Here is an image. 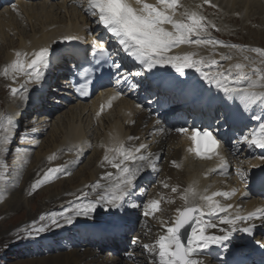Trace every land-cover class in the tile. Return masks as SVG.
Returning <instances> with one entry per match:
<instances>
[{"label": "snow or ice", "instance_id": "1", "mask_svg": "<svg viewBox=\"0 0 264 264\" xmlns=\"http://www.w3.org/2000/svg\"><path fill=\"white\" fill-rule=\"evenodd\" d=\"M210 2L211 0H204L205 4ZM212 6L215 7V5ZM12 7L15 8L16 5L13 4ZM181 8L183 11L178 12ZM86 11L95 18L97 24L103 26L110 34L118 51L133 59L141 68V71L134 74L130 70L124 74L121 71L123 65L113 60L111 68L115 69L117 73H121V77L116 79L117 85L123 82L130 87H136L132 83L133 75L141 76L145 70L152 72L157 67L171 66L181 75H184L187 69H194L205 81L215 84L226 95L238 98L245 110L251 105L264 106V67H253L257 63L264 65V49L225 44L223 41L206 35L208 28H216V25L207 21V18L198 12L184 7L180 0H156L155 3H150L149 0H89ZM194 37L195 39H193ZM62 39L65 42H70L80 38L65 35ZM181 45L211 46L213 49L217 46L227 47L238 49L242 55L246 51L254 52L260 59L257 61L243 55V60L247 61V64L237 62L225 68L220 61L199 56L197 52L183 55L171 54L174 48ZM97 52L107 58H111L113 55L109 48L99 41H94L92 54L95 55ZM54 55H56L55 50L47 46L33 52L30 59L27 53L16 52V59L4 69L3 75L11 76L15 81L16 77L22 74L26 79L19 89L11 88V92L15 95L22 89L23 93H27L29 84L40 83L44 79L45 71L49 68ZM220 56L223 61L233 59L231 54H220ZM205 69H214V71ZM246 69L251 70L246 71ZM93 71L91 68H82L80 75L85 77V83L80 84L77 88L81 95L90 94L86 88L91 84L89 77L93 75ZM120 94L117 92L112 99H116ZM137 107L141 106L137 105ZM256 118L262 119L261 117ZM14 129L15 122L11 116L6 118V125L4 120L0 119V132L3 133L0 135V151H7L5 145L11 143ZM159 131L162 132L164 129H159ZM171 131L178 134H189L192 146L188 151L195 153L196 156L211 159L213 156L219 155L217 148L221 142L207 128L193 127L190 130L188 127L180 126L173 127ZM138 139L139 137L133 136L127 138L128 141ZM241 139L249 146L264 149V123L260 124L258 133L253 131L248 136H242ZM146 149L147 145L145 144L136 146L125 144L123 141L114 147H109L103 161L116 169L117 172L105 174L104 178L110 183L99 197L86 204L79 203L69 208L67 212H70V215L67 212H52L47 217L41 215L40 221L47 219L50 223L40 224L38 227L34 224L28 235L43 233L49 230L52 225L62 227L61 221L63 224L71 225L75 217H90L98 207L108 210H123L126 206L133 209L140 207L132 202L137 187L136 181L145 170H157L154 162L157 158L153 153L146 152ZM63 171V167L49 168L41 179L35 181L32 185L33 189L58 178V174ZM240 175L241 180L246 184L248 174L241 172ZM94 187L101 188L102 186L97 183ZM172 191L176 192L177 189L173 188ZM84 195L86 197L88 194ZM234 195L235 191L199 195V199L205 202L201 205L195 202L198 196L195 188L189 187L182 196L185 206L177 209L173 223L170 226L162 225L163 234L159 235L153 244L143 246L153 256V264H204L201 256L213 245L227 251L235 233L243 232L253 235L254 225L240 227L239 224L252 221L255 218L264 219V210L258 209L247 215L239 213L233 215L229 212V209L233 207L231 204L223 206L214 199L217 196L230 199ZM243 195L248 196L249 193L245 191ZM160 204V200L149 201L142 213L143 216L148 217L160 211ZM206 217L209 218L206 219ZM209 229H217L219 234L209 233ZM132 243H137V240H133ZM261 247L264 248V244Z\"/></svg>", "mask_w": 264, "mask_h": 264}, {"label": "bare ground", "instance_id": "2", "mask_svg": "<svg viewBox=\"0 0 264 264\" xmlns=\"http://www.w3.org/2000/svg\"><path fill=\"white\" fill-rule=\"evenodd\" d=\"M76 1L79 3L82 2L83 3L82 8H83V10L86 11L89 2L87 0H76ZM213 1L216 4L223 5L225 8H228L231 5L230 6L231 9L234 8L236 5H238V2H242V4H240L239 6L243 7V9H245L246 12H247V10H250V11L255 10L258 13V12H260V10L263 9L261 7V0H248L249 3L251 4V6L255 7L256 9H248L249 3L247 1L243 2V0H238V2H237V0H213ZM58 2H61V3H58ZM149 2L155 3L156 0H149ZM48 3L49 4L54 3V4L47 5ZM19 9H21L22 17H24V20H23L24 23L27 24L28 26H30L29 29H32V34H29L30 30H25V28L22 27L23 21L22 20L19 21L15 17V15H13L9 12L6 15H3V14L0 15V17H2V19L0 20V30L3 33V35L8 34L10 32L9 30L11 29V26H12L11 30L13 31V33H14V31H16L17 33H15L14 35H17V37H18V40L17 41L15 40V42L10 40L8 37L1 39L2 40V46H0L1 47L0 48V61L4 60L3 56L5 57L7 55V57H8V59L3 61L4 64L10 65L16 59V56H15L16 52L27 53L28 58L30 59L31 54L33 52L39 50V48H41V47L47 46L50 49L55 50V52H56V55H54L52 57V61H51V62H53V64H55V70H56L57 64H61L63 62V60L66 59L65 55H70V57L68 58L69 62H73V63L76 62V57L73 56V50H71L70 52H67L68 54H66V51H67L66 49H68V47H67L66 42L61 39L62 36H65V35L78 36L79 38H83L85 40L86 44L90 45L92 47H94V41H98L97 39H95L96 33H97L96 29L98 28L97 23H94V25H93V23H92L93 20H91L88 17H85L82 14V11H81V15H82V17H81L79 15L80 14L79 8L75 7L74 2L67 3L66 0H61V1L60 0H44V1H39V0L36 1L35 0V1H31V2H20ZM207 10H212V8L210 6H208ZM71 11L72 12L75 11V13L73 14V13H71ZM42 13H43V15H42ZM58 13H59V15H58ZM243 13H245V12L243 11ZM7 16H8V18H7ZM254 16H256V15H254ZM257 17H258V19L257 18L255 20L252 19V21H255V22L260 21V19H259L260 16L257 15ZM229 18H230L229 20H231V21L238 22V19L235 17H229ZM6 28H8V30H6ZM209 28L213 29L211 27H209ZM26 31H28V32H26ZM85 31H87V34L85 33ZM223 34H227V33H223ZM230 38L234 39L233 36ZM5 41H6V43H5ZM11 46H14V47L18 46V49L9 50L10 48H12ZM188 49H190L191 52H197L199 54V56L207 57L209 59H213V58L219 59V58H221L220 54H231L233 56V59L231 61L227 62V64L224 66L225 68H227L228 65L235 64L237 62L247 64L248 62L243 60V55H247L250 58H253L257 61H259V59H260L256 53L251 55V53L246 51L242 55L238 49H230L227 47H220V46H217L215 49H213L211 46H200L199 49H193V45H184L178 51H186ZM176 54L183 55L186 53H176ZM128 60L130 61L131 58H129ZM65 66H66V64L64 63V65L62 66V70H63L62 72H64ZM253 66L264 67V65H261L259 63L255 64ZM205 70L209 71V69H205ZM248 70H250V69H246V71H248ZM53 72H54V70H53ZM175 76L179 79L183 78V75H181L177 72H175ZM54 77L56 78V76H54ZM135 77L136 76L133 75L131 77V79H133ZM213 85H215V84H213ZM28 87H29V89H34V88L38 89V85H36V84H29ZM257 90H259V89H257ZM212 95H214V94H212ZM5 98H6V95L4 96V98L2 95H0V102H2L3 99L5 102ZM92 102H93V100H92ZM19 104H20V100H13L9 104V107L7 108L6 112H10L11 110L15 111V109L21 108V106L16 107ZM45 106H47L48 108H52L55 106V102L50 100L49 97H47L45 99ZM89 106L90 105L86 104V103H79L76 105L70 104V108H68L66 111H65V109L59 110V111L65 112V115H58L56 117V120L53 122L54 124H51V122H50V126H52V127L54 126L55 130L50 131L51 137L49 140H43L40 149H38V152L42 155H46V153L48 151H56V152H59L61 154L64 151L68 150L70 147L74 146L73 144L75 142L79 141L83 136L88 134V131L90 130V127H91L92 118H91L90 112H86L87 115L84 114L85 116H83V113H84V111H86L88 109ZM124 106H128V103L121 102V103L117 104L114 109H111L110 111L106 112L104 115H102L99 118V123H100L99 126H104L103 121H107V120L109 121L111 119H114V120H112L106 128V133L109 132V134L106 135L105 132L102 131L103 133H101L99 135V136L103 135V138H102L103 144H104L103 148L93 149L88 160H86L84 162L85 168L82 169V174L80 175V179L82 180V182H85L86 189H88V191H91L93 189L92 183H93L94 178H97V179L102 178L101 186L102 187L107 186L110 183V181L104 178L105 174L107 172H113V173L117 172L115 169L109 168V166H108V167H106L105 170H102V172L97 173L98 170H96V168H95V162L94 161L96 160L98 155L106 154L107 149L109 147H114L120 141H123V142L125 141V135L122 134L121 132H119L118 130H116L115 128H113L114 126H116L120 130H122L123 132H125V133L128 132L127 130H124L123 119H125V117H126L123 113V110H122V108ZM59 111H57V113H59ZM41 119L45 120V118H41ZM90 119H91V121H90ZM84 122H85V125H84ZM33 129L36 130V127L34 126L30 130H33ZM93 130L94 131L95 130L100 131L101 128L97 127V129L93 128ZM111 131H113V135H111V133H110ZM135 131L138 132V130H135ZM14 133L15 134L13 135V137H15V135H16V129H14ZM58 133H59V136H58ZM31 135L32 134L30 132H28V136H31ZM99 136H96V137H99ZM180 142L181 141L178 140V143H180ZM175 144H176V142H175ZM10 147H12V145H10ZM58 149H60V151ZM174 150L175 151L177 150V146L174 147ZM0 153H3V152L0 151ZM178 153L179 152L176 151V154H178ZM29 155L23 156V157L18 155V157L16 158V165L20 167L22 163H23L22 165L26 164L25 160L31 159V156H29ZM45 162H46L45 158L38 160L39 166L43 165ZM51 164H53V163H51ZM204 164L205 163H202V162H196L193 160H189L187 162V165L185 166V168L182 171L171 170L170 175H172L173 179H178L179 177H181L182 180H187L192 173L200 170L204 166ZM261 165H264V159L258 158L255 165H254V168H258ZM92 168H94V169L91 170L90 175L87 176L86 175L87 171L92 169ZM34 171H35V167L29 168L26 172V175L24 174L25 177L23 175V178L21 176H19V173L22 172L21 168L17 167L16 171H13L15 173V174L13 173L14 174L13 180H16V181L7 182V184L16 185V186H11L7 192H5L4 194H2L0 196L1 197V199H0V214L5 215L8 213L9 210L20 209V208L24 207L23 206L24 203H26V204L30 203L28 196L27 197L25 196L24 190L27 186V184H26L27 181L32 179ZM0 172H1L0 178L3 179L2 182H6V180H8V177L7 178L5 177L4 172H2V171H0ZM250 172H251V170H250ZM183 178H185V179H183ZM17 179L20 180V182H18V184H17V181H18ZM22 179H23V182H22ZM78 179H79V177H78ZM65 180H67V179L59 180V181H65ZM5 187H6L5 185L0 184L1 189H3V188L5 189ZM56 188L62 189L60 187V185H57ZM62 193H66V192H60V193L58 192L57 194L53 195V201L50 204L51 205L55 204L54 199H57L58 195H60ZM4 198H6V199H4ZM1 201H3V202H1ZM251 202L252 201H250L249 203H251ZM4 208H8V209H4ZM43 212L44 211H41L40 213H43ZM176 215H177V213L174 214L173 221H174ZM117 217H118V215L116 214V209L108 210L106 208L98 207L97 211L92 216H90V217H82V216L81 217H75L73 223H77L80 225H84V224L95 225V224H101V223L112 224ZM3 221H0V222H3ZM22 222H28V220H23L20 223H22ZM61 223L63 225L62 227H55L54 225H52L54 227V232H55L54 237L56 235H60L64 232L63 227L67 224H63V221H61ZM22 231H24V230H22V229L18 230L17 234L19 235ZM161 234H163L162 226L156 227V228H154V237L152 238L148 235V240H146V241L153 244L155 242V240ZM141 236H143V235H141ZM54 237H49V238H54ZM42 238H44V236H34V237L30 238L26 242V244L27 245H33V246H29V248L35 250V248H37L39 246V244L34 243V242L36 240H40ZM53 240H55V238ZM78 241H80L79 238L76 239V242H78ZM52 247L54 249H57L56 245H53ZM144 252L145 251H141V253L139 255V258L142 257L141 262L143 264H153V260H154L153 256L150 253L148 255H144ZM55 254H60V255L53 257L54 258L53 264H66L68 262V260H69V264H131V263H126V262L117 260V259H115V256L111 257V256H108V255L102 253V252L99 253L96 249L87 248V246L82 248V249H78V248H75L72 246H67L66 249L63 251H60L58 253L48 254V255H40V256H38V258L41 259L43 257H49V256H52ZM45 261H46L45 259H41V260L34 261V262H36L37 264H46ZM32 262L33 261H31V263Z\"/></svg>", "mask_w": 264, "mask_h": 264}, {"label": "rangeland", "instance_id": "3", "mask_svg": "<svg viewBox=\"0 0 264 264\" xmlns=\"http://www.w3.org/2000/svg\"><path fill=\"white\" fill-rule=\"evenodd\" d=\"M39 1H44V0H39ZM245 1H247L249 3L248 0H243V2H245ZM237 2H238V0H237ZM58 3H61V2H58ZM51 4H54V3H51ZM51 4L48 3L47 5H51ZM240 4H242V2H238V5H236L232 9L230 7L231 5L228 8H224L223 9V7L218 6L217 4L209 3L207 5V7L210 6L212 8V10L211 11H204V8H203L202 9V14H204V16L207 18V20L211 21L215 25L221 23L222 29H220L219 25H217L215 30L216 29H219V30L218 31L216 30V33L222 32V33H227V34L231 35L234 32L233 35L237 34L238 37L241 38L240 40L244 43L242 45L243 47H245V48H253L254 47L253 43L264 46V19H263L264 15H263V11H262L263 9L260 10V12H258V13L255 10H253V11L247 10V12H246L245 9H243V7L239 6ZM263 4H264L263 0H261V7L262 8L264 7ZM212 5H215V7H213ZM248 9H256V8L251 6V4L249 3V8ZM225 10H228V12H233V13H228V14H230L229 15L230 17H233L234 16L233 14H235V13H241L242 17L241 16L240 17H236L235 16V18L238 19V22H234V21H233L234 23L233 22H229L230 18L229 19L227 18ZM243 11L245 13H243ZM71 13L74 14L75 11H73V12L71 11ZM0 15H2L1 11H0ZM42 15H43V13H42ZM58 15H59V13H58ZM254 15H256V16H254ZM257 15L260 16V18H259L260 21H258V22L252 21V19L253 20H255L256 18L258 19ZM262 15H263V17H262ZM7 18H8V16H7ZM1 19H2V17H0V20ZM22 27H24L25 30H30L31 33L29 32V34H32V29H29L30 26L25 24L24 21H23ZM11 29H12V26H11ZM11 29L9 30L10 32L8 34H6V35H3V33L0 30V46H2V40L1 39L5 38V37H8L13 42H15V40L16 41L18 40L17 35H14L17 32L14 31V33H13V31ZM6 30H8V28H6ZM26 32H28V31H26ZM233 38L236 39V40L239 39L237 37H233ZM243 40H245V41H243ZM5 43H6V41H5ZM11 47L12 48H10V49H14L15 48L14 46H11ZM251 53H254V52H251ZM3 59H4L3 61L8 59L7 55L5 57L3 56ZM3 61H0V95H2L3 98H4L5 95H3L4 94L3 92H4L5 88H6V77H5V75H3V72H4V69L6 67H8V64H4ZM12 98L13 97H8L7 96L5 98V101L6 102H10V100ZM68 108H70V107H67L65 109V111ZM4 110H5V104L3 102H0V119H3L4 123L6 125V118L8 116L6 115V111H4ZM58 115H65V112L59 111V113H57L55 115V117H53V119L50 121L51 124H54L53 122L56 120V117ZM83 116H85V115L83 114ZM41 121L42 122H46V120H44V119H41ZM50 122H49V128L47 129V132L45 131V134H43V136L40 137L41 145H42L43 140H49L50 139V137H51L50 136V131H54L55 130L54 126L53 127L50 126ZM44 125L47 126L48 123H45ZM84 125H85V122H84ZM35 127H36V129L38 127H40L41 130L45 128V126L40 125V124L39 125H35ZM96 129H97V127H96ZM101 132H102L101 130L100 131L99 130H95L94 131L93 129H90L88 131V135L91 138H96V136H99L101 134ZM0 133H2V132H0ZM58 136H59V133H58ZM35 140L36 139H32L31 141H29L28 139L25 138V135H24V132H23V134L19 138L14 139L15 143H14L13 146H15V148L12 151H9L8 150L9 147L7 145H5V148L7 149V151L3 152V153H0V171L4 172V175H5L6 178L8 177L9 180H13L14 179V175H13L14 172L13 171H15L17 169L16 158L18 157V155H20V150H24L25 152L30 150L32 152V149L36 146ZM41 145L37 149H35L34 154L32 155V158H31L30 165H28L29 167L25 166L24 171L21 172V177L22 178H23L22 174L26 175V172H27V170L29 168H31V167L34 168L36 164L38 165V167L42 166V165L39 166V164H38V160L39 159H44L43 157L45 156V155H42V154H40L38 152V149H40ZM13 146H12V148H13ZM92 151L93 150L89 151L86 159L76 168V170L74 171L72 177H70L69 179H67L65 181H58L57 183H55L53 185H49V186H47L44 189H42V186H39V189H41V190H39V192H35L34 194L31 193L30 186H29L27 191L24 192L26 197L33 195V197L28 198L29 202H30L29 204L24 203V205H23L24 207L23 208L15 209V210H9L8 213L5 214V215L4 214L3 215L0 214V216H2V218H0V221L4 220L3 221L4 223L0 222V226L2 225L0 227V259L4 258V260H5L4 264H37L34 261H38V260H41V259H45L46 260L45 261L46 264H53V259H54L53 257L59 256L61 254L60 253V254H55V255L49 256V257H43L41 259H39L38 257H33V258L19 257V255L16 254L15 252H13V253L11 252L13 250L12 248H8V247L11 245L10 243L13 240V236L16 234V232L18 230L29 228V226L27 225V222L20 223L21 221L28 220V222H29V221L35 219V217H37V213H40L41 211H44L43 209L46 206H47V209L49 211H51V212H57V213L59 212V209H60L59 203L60 202H58L53 207H49L48 206L49 205V201H50V203H52V201H53V195L57 194L58 192L59 193L60 192H69V191H72V190H74L75 188H78V187L79 188L86 187L85 182H82V180L80 179V175L82 174V169L85 168L84 162L86 160H88V158L90 157ZM41 168H39L37 170V172ZM93 169L94 168L88 170L86 175L89 176L91 170H93ZM37 172H36L32 182H31V185H32L33 182L35 183L36 180L42 178L40 176H37ZM25 175H24V177H25ZM78 177H79V179H78ZM2 180L3 179L0 178V184L5 185L6 183L2 182ZM22 182H23V179H22ZM57 185H60V187L62 189L56 188ZM2 194H4V191L0 189V196ZM64 194L65 193H62V194L58 195V197L60 196L59 200L66 198L64 196ZM0 199H1V197H0ZM4 199H6V198H4ZM4 209H8V208H4ZM65 212H67V210H65ZM48 214H50V213H46L45 216L47 217ZM44 222H48V220L45 219ZM23 233H24V231H22L20 234H23ZM31 251H34V250L29 248V247H27V248H25L23 250H18V252L22 253V254H28ZM5 253H6L7 256L3 255ZM31 261H33V262L31 263ZM66 264H69V260H68V262Z\"/></svg>", "mask_w": 264, "mask_h": 264}]
</instances>
